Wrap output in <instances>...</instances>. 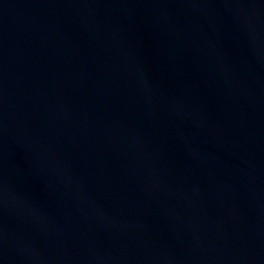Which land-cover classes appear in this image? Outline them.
<instances>
[{
    "label": "water",
    "instance_id": "1",
    "mask_svg": "<svg viewBox=\"0 0 264 264\" xmlns=\"http://www.w3.org/2000/svg\"><path fill=\"white\" fill-rule=\"evenodd\" d=\"M0 264H264V0H0Z\"/></svg>",
    "mask_w": 264,
    "mask_h": 264
}]
</instances>
